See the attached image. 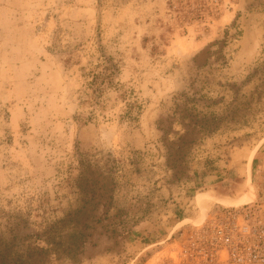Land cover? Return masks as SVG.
I'll use <instances>...</instances> for the list:
<instances>
[{
	"label": "rangeland",
	"instance_id": "rangeland-1",
	"mask_svg": "<svg viewBox=\"0 0 264 264\" xmlns=\"http://www.w3.org/2000/svg\"><path fill=\"white\" fill-rule=\"evenodd\" d=\"M263 139L264 0H0V264H219Z\"/></svg>",
	"mask_w": 264,
	"mask_h": 264
},
{
	"label": "built area",
	"instance_id": "built-area-1",
	"mask_svg": "<svg viewBox=\"0 0 264 264\" xmlns=\"http://www.w3.org/2000/svg\"><path fill=\"white\" fill-rule=\"evenodd\" d=\"M202 230L212 249L225 254L219 264H264L263 200L216 209Z\"/></svg>",
	"mask_w": 264,
	"mask_h": 264
},
{
	"label": "crops",
	"instance_id": "crops-1",
	"mask_svg": "<svg viewBox=\"0 0 264 264\" xmlns=\"http://www.w3.org/2000/svg\"><path fill=\"white\" fill-rule=\"evenodd\" d=\"M117 129L118 128L116 126L114 130L117 131ZM114 130L112 131V129L110 128L108 129L98 128L97 129L95 125L88 124L82 130L83 132L82 136L83 138H85V141H87V145L89 143L91 144L90 145L91 147L94 146L95 148L104 149L107 147L109 148L111 145L114 144L115 142L114 137H113V133L115 132ZM141 131L143 130L141 129ZM91 132L96 133V136H93L92 134H90ZM104 137L105 138L108 137L109 140L104 141L102 139ZM139 137H141L140 134H139ZM140 142L143 146L144 142L143 141H140ZM215 154L216 156L212 155V157H209V158L217 159L219 161V164H222V166L221 165L219 166H221V168L225 167L226 169H221V171L217 173V176L206 178L205 181H207L208 183H211L215 179L218 180L219 179L218 175H221V177L224 178L225 181L227 180H231V181L234 180V181H239V182L246 181L247 183L248 180H253V167L255 165V160L259 154H260L259 156L260 157V167H264V139L259 142L258 150L253 155V159L250 164H249V158H248L249 156L246 153H244V151L233 150L230 152L228 147L227 148L222 147L219 153H217L216 151ZM245 160L248 161L247 164H244ZM248 166L250 168H248Z\"/></svg>",
	"mask_w": 264,
	"mask_h": 264
},
{
	"label": "bare ground",
	"instance_id": "bare-ground-1",
	"mask_svg": "<svg viewBox=\"0 0 264 264\" xmlns=\"http://www.w3.org/2000/svg\"><path fill=\"white\" fill-rule=\"evenodd\" d=\"M249 182V181H248ZM207 194V193H206ZM253 195H254V188H253V186H252V184L251 183H249V185H248V188H247V196L244 198V199H241V200H237V201H235V202H233V203H231V204H237V203H239V202H241V203H245V202H247V201H249V199L251 198V197H253ZM211 196V194H209V197ZM205 200H207L206 198H205V196H204V199H203V203L205 202Z\"/></svg>",
	"mask_w": 264,
	"mask_h": 264
}]
</instances>
